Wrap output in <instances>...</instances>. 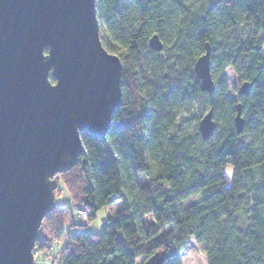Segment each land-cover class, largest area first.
<instances>
[{
    "label": "trees",
    "instance_id": "trees-1",
    "mask_svg": "<svg viewBox=\"0 0 264 264\" xmlns=\"http://www.w3.org/2000/svg\"><path fill=\"white\" fill-rule=\"evenodd\" d=\"M95 11L99 39L121 63V102L105 139L81 134L77 162L58 176L88 222L121 208L89 233L55 207L43 218L52 237L37 234L34 251L64 239L57 264H137L156 252L180 264L194 239L206 264H264V0H95ZM206 43L211 97L193 71ZM228 69L246 95L239 86L228 96ZM208 111L216 128L204 141L198 122Z\"/></svg>",
    "mask_w": 264,
    "mask_h": 264
},
{
    "label": "water",
    "instance_id": "water-1",
    "mask_svg": "<svg viewBox=\"0 0 264 264\" xmlns=\"http://www.w3.org/2000/svg\"><path fill=\"white\" fill-rule=\"evenodd\" d=\"M148 46L162 49L157 35ZM209 56L206 43L193 71L211 97ZM120 80L119 58L99 39L95 0H0V264H34L38 230L56 207L55 176L77 162L81 134L105 139ZM248 90L243 83L238 92ZM234 122L241 132L239 107ZM215 128L208 111L201 139ZM163 261L156 252L142 264Z\"/></svg>",
    "mask_w": 264,
    "mask_h": 264
},
{
    "label": "rangeland",
    "instance_id": "rangeland-1",
    "mask_svg": "<svg viewBox=\"0 0 264 264\" xmlns=\"http://www.w3.org/2000/svg\"><path fill=\"white\" fill-rule=\"evenodd\" d=\"M264 41V38H263ZM261 55L264 56V48L261 51ZM225 81L227 86V94L228 96L235 97L237 89L239 88V83L237 82V78L235 75L228 69L225 71ZM194 113L197 114L196 111ZM224 173L227 177H231L232 169L228 165L224 169ZM55 179L58 181V187L55 191V205L58 208H69L71 213V218L74 223L79 225H84L83 230L89 233H99L104 225V222L107 217L115 214L120 208L121 204L116 203L114 205L105 207L97 212L95 219L91 222L86 220L85 216L79 215L78 208L73 204L64 184L60 176L56 175ZM145 178L143 176H138V182L143 183ZM199 201V196H193L189 200H185L182 202L183 206L191 205ZM146 220L149 221L148 218ZM43 228L41 229L38 237L40 239H44L46 235L51 236L49 233L48 222L44 219L41 223ZM52 237V236H51ZM52 239V238H51ZM64 239H61L58 242L50 240L46 241V244L50 246V248L45 250L44 252H35L34 254V264H57V257L59 255L60 250L64 246ZM180 264H206L205 255L202 249V245L195 242L194 239H190V241L186 244L184 251L179 256ZM143 258H139L137 260V264H142Z\"/></svg>",
    "mask_w": 264,
    "mask_h": 264
},
{
    "label": "built area",
    "instance_id": "built-area-1",
    "mask_svg": "<svg viewBox=\"0 0 264 264\" xmlns=\"http://www.w3.org/2000/svg\"><path fill=\"white\" fill-rule=\"evenodd\" d=\"M82 216H85V214H83V213H80Z\"/></svg>",
    "mask_w": 264,
    "mask_h": 264
},
{
    "label": "snow or ice",
    "instance_id": "snow-or-ice-1",
    "mask_svg": "<svg viewBox=\"0 0 264 264\" xmlns=\"http://www.w3.org/2000/svg\"><path fill=\"white\" fill-rule=\"evenodd\" d=\"M45 55H47V53Z\"/></svg>",
    "mask_w": 264,
    "mask_h": 264
}]
</instances>
